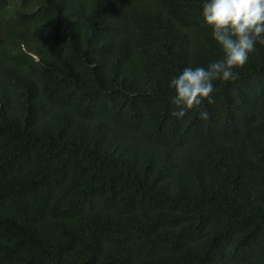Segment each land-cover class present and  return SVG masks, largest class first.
I'll use <instances>...</instances> for the list:
<instances>
[{"label":"trees","instance_id":"obj_1","mask_svg":"<svg viewBox=\"0 0 264 264\" xmlns=\"http://www.w3.org/2000/svg\"><path fill=\"white\" fill-rule=\"evenodd\" d=\"M204 2L0 0V264H264V45L173 116Z\"/></svg>","mask_w":264,"mask_h":264},{"label":"clouds","instance_id":"obj_2","mask_svg":"<svg viewBox=\"0 0 264 264\" xmlns=\"http://www.w3.org/2000/svg\"><path fill=\"white\" fill-rule=\"evenodd\" d=\"M202 18L222 48L224 58L211 62L207 68H185L172 78V102L179 109L173 116L177 119L205 101L213 103L214 81H234L237 70L247 63L256 44L264 45V0H205ZM200 116L206 119L207 111Z\"/></svg>","mask_w":264,"mask_h":264}]
</instances>
